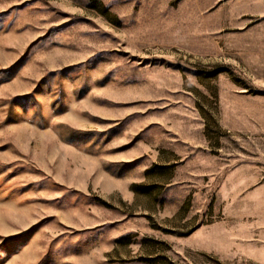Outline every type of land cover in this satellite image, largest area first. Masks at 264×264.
<instances>
[{
    "label": "rangeland",
    "instance_id": "374dc122",
    "mask_svg": "<svg viewBox=\"0 0 264 264\" xmlns=\"http://www.w3.org/2000/svg\"><path fill=\"white\" fill-rule=\"evenodd\" d=\"M0 264H264V0H0Z\"/></svg>",
    "mask_w": 264,
    "mask_h": 264
}]
</instances>
